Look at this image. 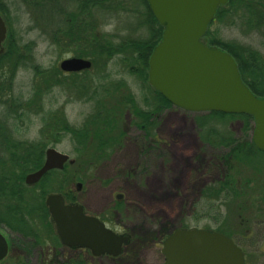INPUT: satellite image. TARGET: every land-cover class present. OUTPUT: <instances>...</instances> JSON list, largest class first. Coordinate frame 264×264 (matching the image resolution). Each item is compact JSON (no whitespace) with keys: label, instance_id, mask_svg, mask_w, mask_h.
<instances>
[{"label":"rangeland","instance_id":"rangeland-1","mask_svg":"<svg viewBox=\"0 0 264 264\" xmlns=\"http://www.w3.org/2000/svg\"><path fill=\"white\" fill-rule=\"evenodd\" d=\"M17 3L16 21L13 27L18 30H27L20 33L24 40H33L35 42L34 60L44 67L55 66L60 68V61L63 58L71 57L70 53H61V45L56 46L50 43V31L58 24L62 25V20L66 16L78 15V11L73 6V0H57L58 4L64 6V11L58 14L55 3L46 6L34 8L31 15L32 6L29 1L14 0ZM119 4L113 3L110 12V20L107 23L100 22L98 29L117 35L113 40H122L123 37L130 34L133 37L148 35L147 26L144 25V19L147 18L143 3L140 0H114ZM73 2V4H72ZM131 8L134 10H131ZM138 8V12L136 9ZM136 11V12H135ZM64 12L66 15H64ZM73 12V14L71 13ZM110 12V13H109ZM233 12L239 17L236 18L235 25H229L232 19L230 14L224 15L219 20H214L210 26V36L215 32L224 42H237L256 48L264 55V28L258 30H249V15L241 10L233 9ZM94 14L98 20L108 19L109 16L99 15L97 11ZM86 13L85 16H87ZM19 16V21L17 17ZM84 16V17H85ZM92 16V14H89ZM33 19L37 24L46 30H41L34 26ZM60 17V18H59ZM46 32V33H45ZM72 51V47L67 46ZM60 49V50H59ZM14 57L3 60L2 69L8 70L12 66ZM107 67L112 71V76L100 85L99 74L101 67L96 65L89 72L87 80L90 81L88 94L83 93L81 87V77L73 74L61 73L59 84L54 87V91L48 94L44 101H37L36 108L46 105L44 114L51 108L64 109L61 113V124L69 123L73 127L87 126L91 132H99L105 141L99 150L104 151L101 160H95V154L100 153L97 145H100L99 138L94 142L88 143L90 139L83 140V136H74L67 133L56 148L70 156L72 163L66 165L61 174L52 175L45 181L47 187H59L63 185L69 190L73 189L76 197L81 203L85 204L90 212L101 213L116 202L112 194L124 193L122 198V209L124 211L112 214L113 220L119 222L121 227L118 231L127 230L132 233L133 241L118 259L90 260L89 264H160L162 255L160 247L165 233L176 228L198 227L211 231L238 232L247 228L258 227L259 232L256 236L264 239V210H261L258 197L264 198V153L258 152L252 159L244 164L232 161L233 168L230 176L232 187L229 189L232 197L226 202L213 200V207L208 206L207 196L202 195L204 187L214 185L223 179L226 172L218 159L216 158V149L212 148L203 139V133L215 127L219 130L229 131L235 136L242 134L243 120L240 117H231L227 119L210 116V119L204 118L207 112H192L178 107L163 108L156 114L152 136L144 135L145 131L132 122L133 114L130 110L124 111L119 116V121L112 124L115 118L113 114H106V108L112 106L113 101L126 97L127 90L132 92L139 103L141 97L146 95V102L155 105L158 99L154 96L150 85L140 79V75L131 76L125 73L121 65L119 55L113 56L107 62ZM10 72V71H9ZM8 72V74H9ZM10 77L4 75L2 80ZM15 84L12 85L10 98L21 95L28 97L30 95L31 85L35 81L33 70H19L14 74ZM123 80L115 88V81ZM39 83V81H38ZM75 83V84H74ZM44 84V83H43ZM96 89L95 94L92 91ZM0 104V119L6 124L7 135L17 140H27L28 142L38 141L41 138L40 130L43 127L42 115L33 114V110L26 105L25 113L27 118H21L11 121L9 119L12 110L6 106L9 101V94L3 93ZM86 96V97H85ZM91 100H85L88 97ZM98 100H103L104 109L100 113L95 112ZM12 102V100L10 99ZM101 105V104H100ZM143 105L140 103V107ZM146 107H150L147 105ZM145 104L143 108H146ZM23 111V112H24ZM161 115V116H160ZM118 116V115H116ZM203 117L205 124L198 127V119ZM118 118V117H117ZM116 118V119H117ZM133 119V120H134ZM9 121V122H8ZM0 121V123H3ZM203 123V122H202ZM18 129L17 130H15ZM51 127L46 125V131ZM98 129V130H99ZM123 132L122 134L119 130ZM97 131V132H96ZM10 132V133H9ZM17 132V133H16ZM91 136V135H90ZM89 136V138H91ZM75 137V138H74ZM159 141H156L155 139ZM2 139V138H1ZM0 139V157L10 155L7 145ZM87 142V143H86ZM76 143V144H75ZM75 146L81 148L76 151ZM112 150L109 151V148ZM115 147V148H114ZM223 149H225L223 147ZM106 151H109L106 154ZM105 159V160H103ZM258 166L260 171L255 168ZM225 167V166H224ZM240 170V172L237 171ZM82 178V188H76V176ZM72 176H74L72 178ZM71 188V189H69ZM226 188H223L224 191ZM257 192H256V191ZM221 191V194H222ZM70 192V191H69ZM40 193L33 188H27L25 197L33 205L43 204L40 199ZM219 198V197H217ZM241 206V207H240ZM256 207L261 217L256 216ZM238 215L236 216V212ZM260 218L261 223L253 220ZM45 222V220H44ZM125 226V227H124ZM220 229V230H219ZM242 230V231H241ZM251 235V234H250ZM252 235H255L254 233ZM258 260H255L250 247L248 250L249 264H264V240L259 245ZM16 251V250H15ZM13 251L8 258L0 264H63L61 261L49 260L44 253V258L39 251L36 254H28L25 250L17 253ZM66 255L72 254V250L66 249ZM256 255V253H255ZM53 256V255H51ZM17 257H19L17 259ZM67 261V260H66ZM67 263V262H66Z\"/></svg>","mask_w":264,"mask_h":264},{"label":"trees","instance_id":"trees-1","mask_svg":"<svg viewBox=\"0 0 264 264\" xmlns=\"http://www.w3.org/2000/svg\"><path fill=\"white\" fill-rule=\"evenodd\" d=\"M27 1V0H25ZM31 3V15L34 8H39L41 6H46L50 3H55L57 11L56 13L58 16L61 12L64 11V6H60L57 0H28ZM68 2L70 0H67ZM83 0V2H79L77 0H73L72 4L78 11V14L83 16L73 15L71 17L66 16L62 25L60 22L56 24L55 27L49 29L50 31V43L52 45L59 46H71V50H64L61 53H70L73 56L88 58L92 62L91 68L86 70H82L80 72H74L73 75H77L81 77V87L83 89V93L86 95L89 93L88 89H86L90 83V81H86L88 74L92 69L95 68L96 65L101 67V72L99 74L100 85H105L109 77L112 76V71L108 69L107 62L113 56L119 55L121 58V65L125 70V73H128L131 76L140 75V79L142 81L148 82V60L149 56L155 47V45L160 41L163 31V26L159 24V22L154 17L153 13L151 12L147 1H144V8H145V15L147 16L144 19V25L147 26L148 35L145 37L136 36L133 37L130 34L128 36L123 37L122 40L113 39L117 37V35L109 34L108 32L102 31L98 29L99 23L98 21H104L103 23H107L110 19H101L98 20L97 16L94 14L95 11H102L104 0ZM71 2V1H70ZM241 10L243 12V16L245 13L249 15L247 19L249 22V30H258L260 28H264V0H228L225 5H220L217 8L215 20L221 19L224 15L230 14L232 19L229 21V25L236 24V18L239 17L237 14L233 12V9ZM96 9V10H95ZM86 13H88L87 16ZM92 14V16H89ZM64 15L66 13L64 12ZM16 16L13 18H8L9 28L7 31V37L5 39L6 46H13V49L16 53V57L12 60V66L6 70L5 68L1 69L0 74V93L5 90L3 93L9 94L11 93L12 85L15 84L14 74L16 71L19 70H33L35 74V81L31 85L30 95L28 97H22L18 95L15 97V100L12 102L9 100L6 106L14 109L12 115L14 119H21L27 118V114L24 110L26 105L28 108L33 110V114L42 115L41 118L44 121L43 127L40 130L41 138L38 141L28 142L27 140L21 139H13L10 137V134L7 135L6 132L8 131L4 127V122L0 123V139L1 141L5 142L7 148L9 150L10 155L7 157L1 156L0 160H14L13 167L8 169L7 171L0 170V204L9 205L11 206L12 210L9 212L15 216L18 222L21 221V217L28 213L31 215L32 213L39 212L41 214V222L44 221L46 218V214L40 209V205L42 204H35L29 202L26 199L25 191L28 188L24 183V177L27 173L32 170H35L41 166L42 160H44V151L45 148L49 145L55 146L61 140V133H58L59 127H56L57 122L54 120H58V111L57 109L52 110L51 108L45 112L46 105L41 106L40 108H36L35 104L37 101H44L45 97L48 94H51L54 91V87L59 84V78L61 77V69L55 66L44 67L42 64L35 62L34 55L31 50H33L35 46V42L33 40L26 41L20 35L21 32L27 30H18L16 26L13 27L15 24ZM61 16V15H60ZM85 16V17H84ZM60 18V17H59ZM33 25L38 26L41 30H46L45 28L39 26L37 22L33 19ZM17 21H19V16L17 17ZM11 24V25H10ZM211 24V23H210ZM210 26V25H209ZM47 31V30H46ZM46 33V32H45ZM210 30L208 28L205 35L202 36V41L208 39V44H216L221 46V48L230 49L234 52V55L237 58L238 68L244 83L251 89V91L257 95L258 97L264 96V55L261 54L256 48L251 46H244L243 44L237 42H224L217 38L216 33L214 32L212 36L210 35ZM243 45V46H242ZM240 49V55L237 51ZM60 50V49H59ZM12 54V52L8 51L6 54ZM240 55V56H238ZM3 57L1 58V60ZM108 69V70H107ZM10 71V72H9ZM9 72V74H8ZM10 75L7 80H2L4 75ZM39 81V83H38ZM123 80L115 81L114 85H119L118 83H123ZM44 83V84H43ZM125 83V82H124ZM75 84V83H74ZM150 85V84H149ZM154 96L158 99V102L155 105H151L146 102V95L144 103L145 107L150 105V107H140V104L137 102L136 99L132 96V92L127 90L125 93L127 96L123 97L120 100L113 101V105L106 108V114H113L115 120H113L112 124L115 122L114 127L116 128V123L119 121V116L124 113V111L130 110L134 117L132 122L142 128L145 133L144 135L154 139V113L161 111L163 108H170L173 107L171 102L167 100L159 91H157L154 87L150 85ZM96 89L92 91L95 94ZM2 95V94H1ZM11 96V94H10ZM86 97V96H85ZM93 97H88L85 100H91ZM99 104L95 108V112L91 113L89 116L90 118L87 121H90L93 114H98L101 112V108L104 107L103 100H98ZM0 104H3V101L0 100ZM101 104V105H100ZM62 109V107H61ZM24 111V112H23ZM159 113V112H158ZM118 115V116H116ZM210 116H216L217 118L227 119L231 117H240L243 120V127H242V134L239 136L233 135V133L229 131L219 130L215 127H210V129L205 130L202 134L204 141L207 142L209 146L216 149V158L218 159V163L226 169V172L223 174V179L219 180L214 185H209L203 188L202 195L207 196L210 194L208 198V206L211 208L213 207L212 202L213 200H220L226 201L229 200L233 195L230 192L223 193V188L229 191L232 187V181L229 179L232 175V168L233 164L232 161L236 160L237 162H241L246 164L247 160L252 159V156H255L258 152H263L257 148L252 140V131H253V117L249 114L244 113H225L220 111H208L204 118L210 119ZM118 117V118H117ZM203 117H199L198 119V127L205 124V120ZM10 118V117H9ZM117 118V119H116ZM13 119V120H14ZM12 120V121H13ZM55 123H53V122ZM2 122V121H1ZM203 122V123H202ZM51 127L50 130L46 131V125ZM58 124V123H57ZM87 128V126H86ZM85 126L80 127H73L69 123L61 124V130H64L65 133L73 134L74 136H83V142L86 139H90L88 143L94 142V138H99L101 141L97 145L99 148L102 147L101 145L105 143L101 134L102 132L99 128H97L98 133L91 132L90 129H86ZM99 129V130H98ZM18 131V129L15 128ZM119 132L122 134L120 129ZM96 131V132H97ZM17 133V132H16ZM91 135V136H90ZM89 136L91 138H89ZM87 143V142H86ZM223 147L225 149H223ZM112 150V148H109ZM76 151H81V148H75ZM4 162V161H2ZM1 162V163H2ZM1 166L4 163L0 164ZM225 166V167H224ZM258 170L260 169L258 166H255ZM238 172L240 170L237 169ZM260 171V170H259ZM14 174V177H12ZM7 175V176H5ZM77 179H81L76 176ZM221 191L223 194H221ZM40 194V199L44 198L46 192L43 189L42 191H38ZM61 192H69L65 186H61ZM68 196V195H67ZM219 197V198H217ZM70 199V196L67 197ZM16 224V222H14ZM47 226L50 225L49 221L46 224ZM220 230V229H219ZM224 232V231H221Z\"/></svg>","mask_w":264,"mask_h":264},{"label":"water","instance_id":"water-1","mask_svg":"<svg viewBox=\"0 0 264 264\" xmlns=\"http://www.w3.org/2000/svg\"><path fill=\"white\" fill-rule=\"evenodd\" d=\"M163 26L160 41L148 60V82L172 105L192 112L220 111L253 117L252 140L264 150V96L258 97L242 80L238 65L227 51L201 41L219 5L227 0H146ZM6 26L0 16V52ZM91 60L67 57L64 71L91 67ZM44 163L25 177L34 183L51 168H63L69 155L55 147L45 150ZM60 241L82 246L95 254L117 255L128 235L118 234L95 216L84 213L77 203H65L59 193L45 199ZM7 241L0 232V261L6 256ZM163 264H244L243 253L233 240L219 232L198 227L179 228L162 243Z\"/></svg>","mask_w":264,"mask_h":264},{"label":"flooded vegetation","instance_id":"flooded-vegetation-1","mask_svg":"<svg viewBox=\"0 0 264 264\" xmlns=\"http://www.w3.org/2000/svg\"><path fill=\"white\" fill-rule=\"evenodd\" d=\"M77 1L83 2V0H77ZM94 1L98 2L97 0H94ZM140 1L143 3V5H145L143 0H140ZM227 2H228V0H227ZM101 3H103L102 11H98L97 10V12L99 13V15L109 16L108 19H111L112 17L110 16V14L106 15L105 11L109 10L110 12H112L113 10H111V8L114 5L113 3H115V4H119V3L114 1V0H104ZM225 4H222V5H225ZM16 10H17V3L14 0H0V16L3 19V21L5 23V26H6L5 37H4L3 41L1 42V48H2V50L0 52V68L1 69H2L3 60L5 58L8 59V58H11V57H16V54H15L16 52L14 51L16 49V47H15V49H13V46H10V45L6 46L5 45V39L7 37V31H8V28H9V24H8L7 19L11 18V16H13V18H14L15 14H16ZM131 10H133V9L131 8ZM144 10H145V8H144ZM136 11L138 12V8L136 9ZM214 20H215V16H214L213 20L211 21V23ZM217 38H219V37H217ZM207 41H208V39L206 38L205 41H204V44H206L208 46H215V47H217V48H219L221 50L227 51L228 53H230L233 56V58L235 59V61L237 63V58L234 55V52H232L230 49L221 48V46L216 45V44H208ZM221 41H223V40H221ZM34 48H35V46H34ZM34 48H33V50H31V52H33V55H34ZM61 49L62 50H68L67 46H62ZM236 49H237V51L239 52L240 55H243L242 53H240L241 52L240 49L239 50H238V48H236ZM8 51L12 52V54L10 53V54H7V55L3 56V54H6ZM240 55H238V56H240ZM2 57H3V59L1 60ZM237 65H238V63H237ZM74 72H80V71H64V70L61 69V73L63 75H65V74H73ZM0 74H1V71H0ZM10 99L11 98H10V94H9V100ZM134 99H136V97H134ZM0 100H1V95H0ZM144 100H145V97L143 95L141 97V100H139L140 101L139 104L141 103L144 106V104H145ZM10 107L12 108L11 104H10ZM11 110L13 112L14 109H11ZM60 111H61V113H64V109L60 108V110L58 112V116H57L58 120H54L58 124L53 122V121L52 122L56 124V127H59V129L57 131H58V133H61V135H62L61 140H62V138L64 136H66L67 133H65L64 130H61V115H60ZM12 112H11L10 118H9L11 121H12V119H14L13 118L14 116L12 115ZM158 112H161V111L159 110ZM158 112L154 113V116H153V119H154L153 121L154 122H155L156 114ZM14 120H16V119H14ZM87 120H88V118H87ZM0 121H2V120L0 119ZM72 126H74V125H72ZM4 127H6V124H4ZM154 132H155V130H154ZM61 140L59 141V143L61 142ZM155 140L159 141L157 138ZM57 144L54 147H56ZM49 146H51V145H49ZM49 146H47V147H49ZM46 148H45V150H46ZM75 148H77V146H75ZM111 148H113V146ZM110 150L111 149H109V151ZM99 151H100V153L95 154V156H96L95 160H101L100 158H102V156L104 154V151H101V150H99ZM109 151H106V154ZM44 159H45V151H44ZM103 160H105V159H103ZM2 161H4V162H2ZM2 161L0 160V164L4 163V165L3 166L0 165V170H4V171H7L8 169H11L13 167L12 166L13 163L15 162L14 160H2ZM44 161L45 160H42L41 165L44 163ZM69 163H72L71 160H70V157H69V160L64 163L63 168L54 167V168H51V169L47 170L41 176V178L38 181L34 182V183H26L25 182V177H26V175L28 173L24 177V183L26 184V186L28 188H33L36 191H42L44 189L45 192H46V194H45V196L43 198V204L39 206L40 207L39 210L40 211L42 210L46 214V218L44 219L45 222L44 221L41 222V214L39 212L32 213L31 215H28V213H27V214L23 215L21 217V221L18 222L16 216H15V220H14V216L9 212L10 210H12L11 206L0 204V232L4 235V237H5L6 241H7V245H8L7 254L0 262L4 261L6 258H8L9 254L13 253V251H15V250H16L15 251L16 253L18 251H20V250H25L28 254H36V252L39 251V253L42 256V258H44V253H45V255H47V258H49V260L61 261V262H63V264H89L88 263L89 259L92 260V261L100 260L101 258L114 260V259H118V258L123 256V254L127 250L128 246L132 243L133 236H132V233L127 231V230L118 231L117 227H121L122 225L119 224V222L113 220L111 215L112 214H117V213H120V212L124 211V207H123V211H120V209H122V203H121L122 201L121 200L124 197V193H117V194L113 193L112 194V198L116 202L114 203V205H112L110 207V210L107 209V210H105V211H103L101 213L90 212V210H88L86 205L81 203L80 200L76 197V194H75L73 189L69 188L71 190H69L70 192H66V194H65V192H61V186H64L65 184L59 185V187H52V188L51 187H47L45 185V181L49 177H51L52 175L61 174V172L65 169L66 165L69 164ZM37 169H35V170H37ZM35 170H32L30 172H33ZM5 176H7V175H5ZM12 177H14V174H12ZM73 177L74 176H72V178ZM82 180L83 179L81 178L80 180H78L76 182L75 186H76V188L78 190L82 188V184H83ZM67 191H68V189H67ZM226 192H231V191H228V190L225 189L223 191V193H226ZM50 193L62 194V196L64 197V200H65V203H77V204H80L83 207V211H84L85 214L97 217L100 221H102L105 224L106 227L110 228L111 230H113L114 232H116L118 234L128 235L129 239H128V241L126 243H123V245L121 246L120 253L117 254V255L109 254V253H106V252L105 253H100V254H95V253L92 252L91 249L86 248V247H82V246H70L69 247V246L64 245L60 241V239H59V237L57 235L55 224H54V222H53V220H52V218H51V216H50V214L48 212V207H47V205L45 203V199H46L47 195H49ZM67 195L70 196V199L67 198L68 197ZM263 197H264V195H263ZM258 200L260 202L259 203L260 205H258V207H262V209H260V211L264 210V198H261V196H260V198L258 197ZM224 202H226V201L224 200ZM258 207L255 208L256 209V211H255L256 212V216L259 215V217L262 218L261 217L262 213L259 214V211H257ZM236 213H237L236 216H240V215H238V211ZM260 218H256V220L254 219L253 222L256 221V224L257 223H261V221H263V220H261ZM48 221L50 223L49 226L46 225ZM14 222H16V224ZM184 228H186V227H184ZM174 230L175 229L165 233L166 235H164L165 236L164 239L170 233H172ZM238 230L239 229L237 228L232 233H229L227 231H224V232L220 231V232L225 234V235H227V236H229L233 240V242L241 249V251L243 253L244 264H249V262H248V250L246 249L248 247H250V249H252L251 251L253 252L255 260H258V258H259L258 257V251L261 249L259 247V245H261V242L264 239H262L263 237H261V236L260 237L256 236V234L257 233L260 234L261 231L259 232L258 227H252V226H251V228H248V229L246 228L244 230V233H243L242 230H241L242 233L238 232ZM253 233L255 235H252ZM163 240H162V243H163ZM162 243H161V247H162ZM161 247H160V253H161L163 259H162V262L160 264H163V262L165 260V256L163 255V253L161 251ZM66 249L72 250L73 251V255L69 254V253L66 255V252H65ZM255 253H256V255H255ZM51 255H53V256H51ZM18 258L19 257H17V259Z\"/></svg>","mask_w":264,"mask_h":264}]
</instances>
